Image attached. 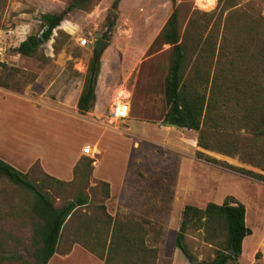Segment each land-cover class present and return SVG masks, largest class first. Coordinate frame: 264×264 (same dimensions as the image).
<instances>
[{
  "label": "rangeland",
  "instance_id": "rangeland-1",
  "mask_svg": "<svg viewBox=\"0 0 264 264\" xmlns=\"http://www.w3.org/2000/svg\"><path fill=\"white\" fill-rule=\"evenodd\" d=\"M69 1L0 0V159L26 173L57 207L77 192L88 199L64 224L49 264L104 263L90 251H82L87 238L81 223H90L87 227L93 231V219L103 217L99 205L120 221L133 218L155 223L145 236L155 250L145 264H190L174 246L183 207L204 208L210 201L221 203L227 195L244 204L247 226L254 231L237 264H262L252 251L264 234V181L224 163L263 175L264 163L258 167L238 155L204 149L197 145L196 130L160 123L167 109L164 78L170 46L153 44V40L172 8L178 9L182 31L191 17L195 19L191 26L200 40L195 45L187 42L185 77L198 74L197 85L207 98L216 85H221L222 92L234 82L243 92L242 112L257 110L264 101V0H213L206 8L198 0H117L116 5V0H89L84 9L65 11L50 39L40 46L46 60L13 51L26 36L42 31V13L62 12ZM108 18L114 19L112 26ZM97 40L108 42L99 57L97 108L82 119L43 106L64 97L74 104ZM118 93L130 103L129 116L109 124L108 106ZM225 114L233 120L227 126L229 138L239 140L241 148L249 146L255 133L235 130L237 110L229 106ZM256 143L264 150V134ZM87 144L98 149L83 151L89 157L84 162L91 160V169L96 168L95 176L92 170L87 174L78 167L69 185L45 177L38 161L28 163L40 156L63 174L72 155L81 154ZM197 151L220 163L198 158ZM118 169L121 180L107 193L101 178L115 183ZM33 221L31 193L0 174V264H34L39 244L32 239ZM205 235L204 230L194 228L185 235L190 256L198 261L215 257L216 248ZM74 244L78 246L71 251ZM120 258H110L106 264L132 261L129 256L127 262Z\"/></svg>",
  "mask_w": 264,
  "mask_h": 264
},
{
  "label": "trees",
  "instance_id": "trees-1",
  "mask_svg": "<svg viewBox=\"0 0 264 264\" xmlns=\"http://www.w3.org/2000/svg\"><path fill=\"white\" fill-rule=\"evenodd\" d=\"M88 2L89 0H70L62 12L42 13L40 16L42 31L39 34L26 36L13 51L25 56L46 60V56L40 51V46L50 39L53 30L63 20L65 11L69 12L74 8L84 9ZM116 3L117 0L114 5ZM191 18L190 27L188 26L182 31L178 9L177 7L172 8L170 15L153 40V44L162 42L170 46V59L167 74L164 78V99L167 109L162 115L160 123L164 126L196 130L198 132L196 139L198 146L228 156L238 155L243 162L258 167L263 166L264 150H261L260 145L256 142L264 134L262 129L264 125V101L261 107L256 108L257 110L252 109L242 112L243 92L234 82L227 85L228 89L226 91L222 90V92L219 91L221 85H216V89L212 88V93L207 98L197 85L198 74L192 73L188 77L184 75L187 42L195 45L200 40L198 33L191 26L196 20ZM107 21L109 26L114 23V19L110 20L108 18ZM262 53L264 56V45L262 46ZM100 65V58H94V56L87 64L83 85L76 103L79 115H85L94 106L96 101L95 88ZM201 79L204 80V78ZM217 83L219 84V82ZM262 90H264V86ZM221 95L223 96L221 97ZM227 106H230L232 111L237 110L238 112L234 121L236 131L245 128L255 133V138L249 146H243L244 149L241 148L239 140L229 138L231 135H228L230 132L227 131V126L233 120H230L228 114H225ZM230 116L234 117L235 114H230ZM196 156L211 163H220L219 160L204 155L200 151L196 152ZM85 158L88 159L89 157L84 155L78 165L75 166V170L80 167L89 174L92 170L91 160H88L89 163H85ZM224 164L232 170L246 174L256 180L264 181L263 174L231 164ZM42 173L48 179L62 185H69L75 180L73 178L72 181L65 182L44 172ZM0 174L31 193V211L34 219L32 239L39 244L33 253L34 264H48V261L57 250L64 224L79 208L88 204L87 197L83 193L77 192L75 197L57 207L48 193H45L27 179L26 173L17 170L2 159H0ZM102 183L107 187L108 193V183ZM98 207L103 217L99 216L93 219L96 225L93 231H91L92 228L87 227L90 223H81L83 229V232L82 229L81 232L87 238V243L83 245L84 248L103 260L104 264L107 260L116 256L121 257L120 259L123 262H127L125 258L129 256L132 259L130 264H145L146 261H149L150 252L152 253L155 250H153L154 247L148 246L146 237L149 230L155 226V223L148 220L147 222L144 221L146 222L144 224L133 218L120 221L109 215L104 205ZM191 228L204 230L206 233L205 238L215 246V257L211 261H207L213 264H237L241 255L243 238L251 233L250 228L245 223V206L233 195L225 196L221 203L207 202L204 208L190 204L183 207L174 246L188 259L192 256H190L184 239L186 232ZM152 241H149V244ZM230 248L233 250V255L227 253ZM254 257L258 259L260 252H256Z\"/></svg>",
  "mask_w": 264,
  "mask_h": 264
},
{
  "label": "crops",
  "instance_id": "crops-1",
  "mask_svg": "<svg viewBox=\"0 0 264 264\" xmlns=\"http://www.w3.org/2000/svg\"><path fill=\"white\" fill-rule=\"evenodd\" d=\"M80 89H78V92H77V97H76V99H75V101H74V104L73 105H71V103H68L69 101L68 100H66V97H64V98H59L58 100H56L57 101V103H55V104H42L43 106H50V107H52V108H54V109H56V110H61V111H63V112H65V111H68V112H70V114H73V115H76L77 117L79 116V117H82V119L84 118V115H79L78 113H77V108H76V103H77V99H78V97H79V94H80ZM19 94V93H18ZM24 97H26V96H24ZM26 98H28L29 100L31 99L30 97H26ZM96 100H97V92H96ZM31 101H34L33 100V98H32V100ZM66 104H68V105H70L69 107L68 106H66ZM97 108V102L95 101V103H94V106H93V108H92V110L91 111H93V110H95ZM108 108H109V106H108ZM85 120V119H84ZM110 124V123H109ZM104 128V127H103ZM104 130H107L106 128H104ZM103 133V132H102ZM103 136V134H101L100 133V136ZM108 140V142H113L114 141V139H107ZM116 142V141H115ZM91 146V145H90ZM84 147V146H83ZM92 148V147H91ZM92 149H95V151H98V149L95 147V148H92ZM82 153L80 154V152L79 153H77V154H75V155H72V160H71V162H70V164H69V166H68V169H67V171L66 172H64L63 174H66V176H63V174H60V169H58V168H55L54 166L53 167H51V162L48 160V159H46V160H44L43 158H41L40 156H35V157H33V159H31V160H29L28 161V163L29 162H32V161H38V163L41 165V167H42V169L44 170L43 172L44 173H46V174H48V175H50V176H52V177H55V178H57V179H59V180H62V181H65V182H70V181H72V179L73 178H75V166L76 165H78V163H79V161L81 160V158L83 157V150L81 151ZM28 163L26 164V165H28ZM120 164L122 165V163H119V168H121L120 167ZM95 166H94V168L92 169V172H94V176H95ZM118 171H119V175H117V177H116V180H117V182H116V180L114 181L115 183H111L110 181H108V180H106V179H103V178H101L102 180H104L103 182H106V183H108V192H110V190L109 189H111L112 188V186L114 187L115 185H117L119 182H120V180H121V178H120V169H118ZM110 195V194H109ZM220 202H222V201H220ZM105 206V205H104ZM105 208H106V212L109 214V215H111L108 211H107V207L105 206ZM83 211V210H82ZM112 216V215H111ZM112 217H114V216H112ZM245 223H246V225H247V216H246V208H245ZM250 228V227H249ZM250 230H251V233L249 234V235H246L244 238H243V241H242V247H241V254H242V251H243V246H244V243L246 242V240L247 239H249V238H251V237H253V235H254V231L250 228ZM76 244H74L73 245V247H72V249H71V251L74 249V248H77V246H75ZM82 248V247H81ZM84 250H87V249H85L84 247L82 248V251H84ZM70 251V252H71ZM256 252H260V259H261V263L262 264H264V234H263V237H262V241H259L258 243H257V245L253 248V251H252V255H254ZM56 253V252H55ZM54 253V254H55ZM53 254V255H54ZM93 256L94 257H96L94 254H93ZM241 256V255H240ZM52 258V257H51ZM51 258H50V260H51ZM49 260V261H50ZM99 260H101V259H99ZM48 261V264L50 263ZM102 261V260H101ZM253 261H254V259H253ZM104 264V263H103Z\"/></svg>",
  "mask_w": 264,
  "mask_h": 264
},
{
  "label": "built area",
  "instance_id": "built-area-1",
  "mask_svg": "<svg viewBox=\"0 0 264 264\" xmlns=\"http://www.w3.org/2000/svg\"><path fill=\"white\" fill-rule=\"evenodd\" d=\"M129 112H130L129 101L122 98L118 100H113L109 104V108H108L109 123L127 118L129 116ZM82 150L86 153L89 151H93L89 144L85 145Z\"/></svg>",
  "mask_w": 264,
  "mask_h": 264
},
{
  "label": "water",
  "instance_id": "water-1",
  "mask_svg": "<svg viewBox=\"0 0 264 264\" xmlns=\"http://www.w3.org/2000/svg\"><path fill=\"white\" fill-rule=\"evenodd\" d=\"M107 41L105 40H97L96 45L94 47V58H99L100 54L102 53V51L104 50L105 46L107 45ZM227 253L233 255V250L230 248ZM189 263L190 264H213L211 262H207V261H198L195 258L190 257L189 259Z\"/></svg>",
  "mask_w": 264,
  "mask_h": 264
},
{
  "label": "bare ground",
  "instance_id": "bare-ground-1",
  "mask_svg": "<svg viewBox=\"0 0 264 264\" xmlns=\"http://www.w3.org/2000/svg\"><path fill=\"white\" fill-rule=\"evenodd\" d=\"M198 3L200 4V6H202L203 8H206L210 5L213 4V0H198ZM120 98H123V95L118 93V95L116 96V98H114V100H118Z\"/></svg>",
  "mask_w": 264,
  "mask_h": 264
}]
</instances>
